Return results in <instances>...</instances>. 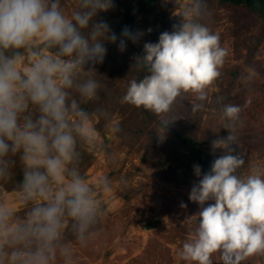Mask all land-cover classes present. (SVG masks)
Returning a JSON list of instances; mask_svg holds the SVG:
<instances>
[{"label": "clouds", "instance_id": "1", "mask_svg": "<svg viewBox=\"0 0 264 264\" xmlns=\"http://www.w3.org/2000/svg\"><path fill=\"white\" fill-rule=\"evenodd\" d=\"M190 5L171 32L143 45L135 64L148 74L129 82L121 103L164 115L184 93L206 99L228 52L219 35L198 22L206 14L204 0ZM113 6V0H75L69 13L62 0H0V184L12 179L18 157L22 178L13 196L26 209L18 214L0 195V264H54L57 258L74 264L65 231L85 247L106 215L97 193L109 192L112 181L102 176L90 184L80 171L78 148L97 147L98 134L73 92L84 102L98 99L101 84L92 73L104 62L105 42L119 41L123 52L128 40H139L127 27L118 37L97 20ZM240 111L225 105L222 118L235 120ZM171 122L162 120L163 127ZM235 140L230 133L213 141L225 154L207 173L193 166L199 180L189 200L200 206L199 224L178 253L189 264H212L216 252L223 264L264 253V178L238 175L244 159L233 154Z\"/></svg>", "mask_w": 264, "mask_h": 264}, {"label": "rangeland", "instance_id": "2", "mask_svg": "<svg viewBox=\"0 0 264 264\" xmlns=\"http://www.w3.org/2000/svg\"><path fill=\"white\" fill-rule=\"evenodd\" d=\"M62 4L70 13L75 7V0H62ZM154 6L155 14L160 17L167 15L178 24L179 16L191 5L190 0H156ZM237 17L248 20L240 8L220 9L206 26L219 35L220 46L228 52L219 69V77L208 86L206 93L209 97L212 94L221 96L226 87H221L222 83L227 84L232 77L231 71L239 70L232 95L242 85L244 93L239 98L244 103L242 122L239 118L233 121L222 118V115L219 127L226 131V137L230 133L236 137L235 144L231 145L233 154H240L244 159L238 175L246 178L259 172L264 178V33L261 25L256 23L248 30H237ZM198 22L202 23L200 19ZM160 26L158 19L157 29ZM134 30L141 34L138 43H147L141 15H138ZM247 37L250 42H247ZM251 42L256 45L252 55ZM248 58L251 63H248ZM187 99L193 102L196 95L189 92ZM208 117L204 116L203 128ZM117 120V117L113 118L101 133L95 129L98 146L86 147L96 157L94 164L86 170L89 183L95 184L98 178L107 176L112 185L109 192L97 193V199L106 212L100 220V229L95 231L85 247H81L76 240L71 241L74 264H189L181 260L178 253L199 224L200 206L189 200L190 190L199 180L193 166L199 163L191 160L187 166L184 165L175 181L159 177L157 167L163 156L140 150L138 144L133 147L124 145L112 131ZM97 122V119L93 121L90 118L92 127L95 128ZM201 149L206 156L209 155L207 167L201 169L204 174L210 171L214 159L225 154V150L213 148V142H204ZM191 155L193 153L183 147V162L187 159V163V157ZM122 178L124 182H121ZM0 195L7 196L18 214H24L26 209L16 204L13 192H6L0 187ZM181 203L186 207L182 208ZM211 259L212 264H223L220 252L214 253ZM54 264H63V261L57 258ZM240 264H264V253L254 254Z\"/></svg>", "mask_w": 264, "mask_h": 264}, {"label": "trees", "instance_id": "3", "mask_svg": "<svg viewBox=\"0 0 264 264\" xmlns=\"http://www.w3.org/2000/svg\"><path fill=\"white\" fill-rule=\"evenodd\" d=\"M155 1L113 0V8L107 12L99 13L97 20L106 21L112 31L119 37L125 27L135 33V22L138 15H141L146 42L156 43L161 33L173 30L175 23L167 15L160 17L155 14ZM204 3L207 6L206 14L199 19L205 26H208V23L214 20L213 17L217 15L220 9L240 8L244 11L248 20L243 21L237 17V30H248L251 25L256 23L261 25L264 33V0H204ZM158 19L161 21L160 29H157ZM247 40V42H250L249 37H247ZM257 41L260 40L257 39ZM118 43L119 41L116 44L105 42L107 54L104 62L95 65L96 71L92 73V77L101 84V88L98 89V99L84 102L78 93L73 92L81 107L90 114V118L93 121L97 119L95 129L101 133L105 127L109 126L113 118L117 117L118 120L115 126L119 128V131L116 132L117 137L126 146L133 147L138 144L140 150H145L147 153H156L160 157L163 156L158 163L157 175L167 178L171 182L180 176V169L185 167L184 165L187 166L191 160H197L201 169H205L209 155L206 156L201 149L204 142L210 143L226 138V131L222 126L219 127L223 107L225 105H236L242 110L244 109V103L239 101L244 93L242 85L238 86L239 91L232 95L237 86L236 81L238 80L239 70L231 71L232 77L226 82L227 84L222 83L221 87H226L221 92V96L212 94L211 97L207 95L204 101L196 98L193 102H190L187 99L188 93H184L177 98L169 113L157 115L145 110L143 107L137 108L131 104L121 103V98L126 93L129 82L132 79L138 81L143 79L148 71L146 68H138L135 64V58L143 55V45L128 40L126 50L121 52L118 49ZM251 45L252 55L256 45L252 42ZM248 59V63H251L250 58ZM83 78L87 79L88 77L84 75ZM196 104H202L203 107L193 111V106ZM206 115L209 117L205 120V127L203 128L202 122ZM241 115L242 112L240 111L238 118L242 122ZM165 119L172 122L163 127L162 120ZM179 145L182 147H179ZM183 147L193 153V155L187 157V163H185L187 159L184 162L182 160ZM78 150L81 151L79 168L86 177V170L94 164L96 157L86 147L78 148ZM16 160L12 179L0 184L1 189L6 192H14L17 183L22 178V165L18 157H16ZM100 226L101 223L97 225L95 231L99 230ZM65 240L71 242L76 239L66 230Z\"/></svg>", "mask_w": 264, "mask_h": 264}]
</instances>
